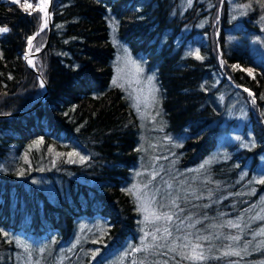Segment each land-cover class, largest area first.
Here are the masks:
<instances>
[{"label":"trees","instance_id":"trees-1","mask_svg":"<svg viewBox=\"0 0 264 264\" xmlns=\"http://www.w3.org/2000/svg\"><path fill=\"white\" fill-rule=\"evenodd\" d=\"M37 2H0V27L10 29L0 36V117L28 110L44 94L23 60L29 38L32 51L48 39ZM109 22L155 72L165 129L185 135L180 168L203 161L235 126L215 103L214 75L226 92L250 93L240 95L255 145L206 172L219 198L227 196L222 204L233 201V217L247 211L241 241L249 228L264 227V183L254 195L243 192L264 158V68L251 63L244 37L261 34L264 0H51L48 44L33 60L47 97L33 112L0 118V264H224L222 254L192 263L167 247L135 249L139 214L125 187L139 160V122L110 85ZM187 47L202 59L185 54ZM248 68L256 69L252 78ZM248 245L229 258L264 264V243Z\"/></svg>","mask_w":264,"mask_h":264},{"label":"rangeland","instance_id":"rangeland-1","mask_svg":"<svg viewBox=\"0 0 264 264\" xmlns=\"http://www.w3.org/2000/svg\"><path fill=\"white\" fill-rule=\"evenodd\" d=\"M19 1L0 0L7 4H17ZM28 5L30 4L25 6L26 10L31 8ZM47 6L48 0L43 4L41 0H38L35 7L42 15L41 29L47 27V15H45ZM41 7L44 8L43 12L40 11ZM108 27L109 40L114 48L110 85L122 91L139 122L137 144L139 160L132 170L130 182L125 187L139 214V233L135 249H141L144 245H154L167 247L169 250L175 246V252L181 257L182 253L190 251L185 247L186 244L199 243L206 257L204 260L214 254H222L223 259L221 260L224 264H237L229 258L235 255H224V253H244L249 249L248 243L254 245L264 243V235H259L261 229L249 228L251 230L247 232L249 239L241 241L240 231H242L243 219L246 224L250 221L247 211L243 212L245 213L244 218L233 217V201H229V204H222L228 198L227 196L219 198L216 181L206 170L210 165L225 161L238 151L251 149L255 145L251 132L246 128L248 121L246 102L248 103V100H244L240 95L244 93L249 99L250 93L234 86L232 88L237 92H226L220 82V77L214 75L211 90L215 91V103L226 110V122L234 121L235 126L231 125L230 133L221 137L220 144L203 161L196 166L182 169L178 166L181 157L179 149L184 143L185 135L175 136L165 129L155 72L148 69L146 61L132 55L129 47L118 37L116 24L109 22ZM260 33L244 37L248 41L246 49L251 63L260 64L264 68V26ZM196 38L199 41L202 40L199 34H196ZM232 40L236 41V39ZM34 52L37 51H32V46L29 45L26 62H24L26 66L30 59L33 62L34 59L28 55ZM197 52L193 47H187L185 54H196ZM248 57L246 55V62H249ZM255 71L254 68H248L245 73L252 78ZM226 81L228 84L227 79ZM247 172L245 170V173ZM249 178L243 185L246 189L243 192L254 195L255 184L264 179V158L260 159L259 169L251 172ZM262 200L264 201V195ZM259 212L256 208L255 214ZM152 213L171 215L172 220H156ZM164 228L169 229L171 236H166ZM152 234L156 236L155 241L152 239ZM234 236H238L239 240H232L231 237ZM186 261L195 263L190 260Z\"/></svg>","mask_w":264,"mask_h":264},{"label":"snow or ice","instance_id":"snow-or-ice-1","mask_svg":"<svg viewBox=\"0 0 264 264\" xmlns=\"http://www.w3.org/2000/svg\"><path fill=\"white\" fill-rule=\"evenodd\" d=\"M45 2H46V0H41L42 4L45 3ZM28 7H31V5H28ZM40 11L43 12L44 8L41 7ZM45 15H47V13H45ZM45 26H46V22H45ZM9 30L10 29H8L7 27H0V34L7 33ZM41 30H43V29H41ZM38 34L39 33H37V35ZM32 39H34V37L29 38V41H28L30 46H31ZM196 58L197 59H202V57H200L198 52L196 53ZM29 63H31V61H29ZM113 83L115 84L116 81L114 80ZM40 86L41 87L44 86L43 82H41ZM81 159L83 160V157H81ZM261 183H264V181H261ZM173 203H175V202H173ZM152 215L154 216V218L156 220H160V219H163L165 221H171L172 220V216L168 215V214H159L158 215L156 213H152ZM236 226L238 227V225H236ZM157 231H160V229H157ZM163 231L166 234V236H171V232L169 231L168 228H164ZM145 235L147 236L148 234L146 233ZM259 235H264V229H261ZM152 239L154 241L156 240L155 234H152ZM204 239H207V238H204ZM231 239L234 240V241H238L239 237L238 236H234V237H231ZM185 247L189 248L190 251L182 253L181 254V258L182 259H186V260H190V261L196 262V261H202V260H204L206 258L204 256V252L202 251L201 245L199 243L192 244L191 242H189L188 244L185 245ZM169 250L175 252L176 251V247L173 246ZM224 255H237L238 256V255H240V253L239 252H225Z\"/></svg>","mask_w":264,"mask_h":264},{"label":"water","instance_id":"water-1","mask_svg":"<svg viewBox=\"0 0 264 264\" xmlns=\"http://www.w3.org/2000/svg\"><path fill=\"white\" fill-rule=\"evenodd\" d=\"M46 13H47V31H48V39H47V41H46L44 47H43L40 51H37V52H34V53H30V54H29V56H30L31 58H33V59H34L38 54L42 53V52L46 49L47 44H48L49 34H50V31H51V0H48V6H47ZM26 56H27V54L24 56V62H26V61H25ZM27 67H28V66H27ZM28 68H29V69H30V70L36 75V77H37V79L39 80L40 83L43 82V80L41 79L40 75L38 74V72H37L34 68H30V67H28ZM43 84H44V82H43ZM43 88H44V94H43L42 98H41V99H40V100H39V101H38L33 107L29 108V109L26 110V111H23V112H20V113H17V114H13V115H9V116H2V117H0V118H1V119H14V118H18V117H20V116L26 115V114H28V113H30V112H33V111H35L36 109H38V108L42 105V103L44 102L45 98L47 97V93H46L47 90H46V86H45V84H44Z\"/></svg>","mask_w":264,"mask_h":264},{"label":"bare ground","instance_id":"bare-ground-1","mask_svg":"<svg viewBox=\"0 0 264 264\" xmlns=\"http://www.w3.org/2000/svg\"><path fill=\"white\" fill-rule=\"evenodd\" d=\"M29 56V55H28ZM29 59V58H28ZM29 61H31V63H29ZM29 61H27V64H28V66L29 67H31V68H34V65H33V62H32V60L30 59ZM31 65H33V66H31ZM35 69V68H34ZM39 74V73H38ZM43 104V103H42ZM41 107V106H40Z\"/></svg>","mask_w":264,"mask_h":264}]
</instances>
